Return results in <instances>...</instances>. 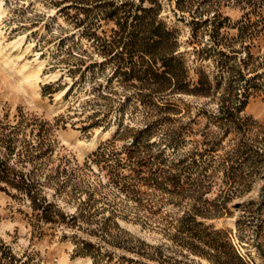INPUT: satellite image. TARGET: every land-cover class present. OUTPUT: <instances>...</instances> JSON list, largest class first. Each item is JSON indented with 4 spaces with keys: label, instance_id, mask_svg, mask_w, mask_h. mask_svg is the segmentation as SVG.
<instances>
[{
    "label": "rangeland",
    "instance_id": "obj_1",
    "mask_svg": "<svg viewBox=\"0 0 264 264\" xmlns=\"http://www.w3.org/2000/svg\"><path fill=\"white\" fill-rule=\"evenodd\" d=\"M0 164V264H264V0H0Z\"/></svg>",
    "mask_w": 264,
    "mask_h": 264
},
{
    "label": "trees",
    "instance_id": "obj_2",
    "mask_svg": "<svg viewBox=\"0 0 264 264\" xmlns=\"http://www.w3.org/2000/svg\"><path fill=\"white\" fill-rule=\"evenodd\" d=\"M131 147V145L128 147V148H130ZM9 176H10V174H9V172L7 171V169L3 166V165H1L0 164V180H5L6 182L8 181L9 182ZM13 179V178H12ZM18 182L19 183H23L24 181L22 180V177H19V180H18ZM9 183H11V182H9ZM48 208H50V205H47L46 206V208H45V213L44 212H42V214H40V217H42V218H44L46 221H49L50 220V218H49V216H47V213H46V210L48 211L49 209ZM73 217V216H72ZM94 264H96V262L94 261Z\"/></svg>",
    "mask_w": 264,
    "mask_h": 264
}]
</instances>
